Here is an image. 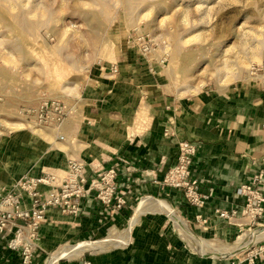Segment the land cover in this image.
I'll return each mask as SVG.
<instances>
[{
  "label": "crops",
  "instance_id": "crops-1",
  "mask_svg": "<svg viewBox=\"0 0 264 264\" xmlns=\"http://www.w3.org/2000/svg\"><path fill=\"white\" fill-rule=\"evenodd\" d=\"M141 64L130 62L127 70L120 69L117 79L106 73L83 76L78 93L82 112L77 120L65 124L76 146H65L68 153L58 154L60 165L51 167L63 169L72 157L95 166V170L117 166L119 187L128 192L127 208L112 213L90 194L80 202L78 216L50 210L40 230L42 251L33 264H45L49 254L60 248L129 225L139 203L148 198H161L186 218L188 222L181 218L185 227L180 226L186 232L166 222L159 212H146L133 227L126 247L86 259L92 264H248L244 251L222 254L212 248L223 251L236 245L248 229L247 218L240 216L244 201L237 190L264 168V84L248 82L171 97L159 90L158 80L142 75ZM181 141L198 148L193 174L202 191L211 194L203 210L191 207L182 191L160 186L177 162ZM34 146V141L26 143L19 138L4 143L0 148V188L24 175H41L47 165L45 158L38 160L44 154L38 157ZM217 209L239 213L229 222L218 216ZM197 214L208 224L196 221ZM113 232L117 231L110 234ZM8 240V236H0V264H22L20 255L7 249ZM201 243L209 245V251L197 250ZM256 264H264V260L258 258Z\"/></svg>",
  "mask_w": 264,
  "mask_h": 264
},
{
  "label": "rangeland",
  "instance_id": "rangeland-1",
  "mask_svg": "<svg viewBox=\"0 0 264 264\" xmlns=\"http://www.w3.org/2000/svg\"><path fill=\"white\" fill-rule=\"evenodd\" d=\"M145 47L148 54L142 52ZM132 61L142 63V75L158 80L159 90L171 97L262 81L264 0H0V148L13 138L34 141V152L38 157L44 154L38 160L45 158L47 165L41 175L63 179L72 163L82 162V175L89 182L96 167L76 157L64 162L63 169L51 168L60 165L58 154L68 153L65 146H76L65 124L82 112L78 93L83 76L113 75L117 68V79L120 69L127 70ZM52 101L64 103L72 113L60 129L39 125L36 114L28 113ZM154 212L181 228L165 211ZM129 225L78 243L109 236L128 237L127 245L136 224L127 234ZM112 230L120 234H110ZM262 232L240 236L236 245L223 251L213 248L222 254L241 252ZM125 245L79 256L89 258Z\"/></svg>",
  "mask_w": 264,
  "mask_h": 264
},
{
  "label": "built area",
  "instance_id": "built-area-1",
  "mask_svg": "<svg viewBox=\"0 0 264 264\" xmlns=\"http://www.w3.org/2000/svg\"><path fill=\"white\" fill-rule=\"evenodd\" d=\"M142 52L148 54V48L145 47ZM117 72V68L112 70L113 75ZM261 80L259 82L264 84V76ZM28 113L36 114L35 119L39 125L53 126L56 129H60L72 114L64 103L58 101L45 102L38 110H29ZM197 152L196 145L181 141L177 162L167 172L161 185L163 188L182 191L191 207L203 210L211 200V194L202 191L199 180L193 174ZM80 163H72L68 175L63 179L51 173L40 176L24 175L9 187L0 188V236L9 237L7 249L18 253L22 264H33L36 255L42 251L38 245L40 230L50 210L59 209L65 216H78L81 212L80 202L90 194L112 213L127 208L128 192L119 187L117 176L120 169L117 166L108 170H93L88 182V178L82 175L85 172L84 165ZM237 195L244 201L240 216L248 220L247 232L241 234L251 235L264 229V168L253 174L248 182L241 184ZM216 213L231 222L238 216L239 211L217 209ZM196 221L208 224L202 214L196 215ZM243 225L241 223L240 227ZM244 252L248 264H256L258 258L264 260V235L250 242ZM49 258H46L45 264ZM54 264L92 262L82 255L62 258Z\"/></svg>",
  "mask_w": 264,
  "mask_h": 264
},
{
  "label": "bare ground",
  "instance_id": "bare-ground-1",
  "mask_svg": "<svg viewBox=\"0 0 264 264\" xmlns=\"http://www.w3.org/2000/svg\"><path fill=\"white\" fill-rule=\"evenodd\" d=\"M156 210H163V211H165L169 215V217L172 219V221H174L179 226H182L183 228L185 227V225H184L185 222H183L179 217H177V215L175 214V212L171 208H169V206L166 204V202H164V201H158V200H154V199H151L150 198V199H146L144 201H141L139 203V205L137 207V210H136V213H135V215L133 216V218H132V220L130 222V225H129L128 233L127 234L130 233V230H131L132 226H134L135 224H137L140 216L144 212H149V211L150 212H154ZM184 231L186 232L185 229H184ZM258 231H264V229H260ZM258 231H256V232H258ZM255 233H253L251 235L245 234V235H242L241 237L252 236ZM262 235H264L263 232H262ZM259 236H257V237H259ZM127 238L128 237H124V238L122 237V238L117 239V238H114V237H109L107 239H104V240H101V241H96V242H84V243H80V244H77V245H68L66 247L61 248L57 253H55L54 255H52L50 257V259L48 260L47 264H54L58 260H60L62 258H67V257L68 258H76V257H79V255L82 254L83 252L89 251V250H94V251L101 250L102 251V250L110 249V248H113V247H119L120 245L121 246L122 245H125L124 243H126ZM245 243H247V242L245 241L243 244H245ZM199 247H201V249L204 250L205 252L207 250L209 251V249H210L209 246H207L205 244H202V243L200 244ZM212 249H213V251L215 250L214 248H212ZM242 251H244V250H242Z\"/></svg>",
  "mask_w": 264,
  "mask_h": 264
}]
</instances>
